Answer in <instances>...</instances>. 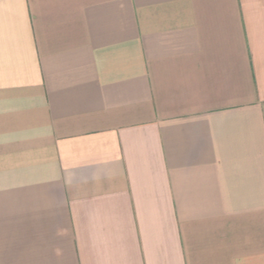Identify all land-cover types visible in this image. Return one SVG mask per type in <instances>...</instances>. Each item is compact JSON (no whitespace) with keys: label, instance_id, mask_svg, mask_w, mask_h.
I'll list each match as a JSON object with an SVG mask.
<instances>
[{"label":"crops","instance_id":"0c3cea01","mask_svg":"<svg viewBox=\"0 0 264 264\" xmlns=\"http://www.w3.org/2000/svg\"><path fill=\"white\" fill-rule=\"evenodd\" d=\"M0 264H264V0H0Z\"/></svg>","mask_w":264,"mask_h":264}]
</instances>
